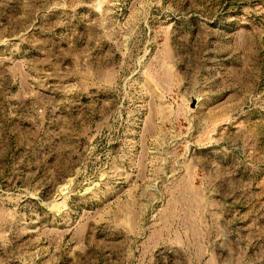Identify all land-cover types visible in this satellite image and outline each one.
Masks as SVG:
<instances>
[{"label":"rangeland","instance_id":"obj_1","mask_svg":"<svg viewBox=\"0 0 264 264\" xmlns=\"http://www.w3.org/2000/svg\"><path fill=\"white\" fill-rule=\"evenodd\" d=\"M0 264H264V0H0Z\"/></svg>","mask_w":264,"mask_h":264}]
</instances>
